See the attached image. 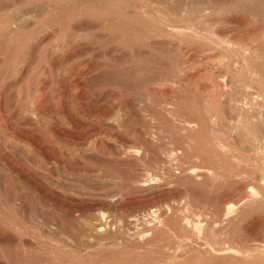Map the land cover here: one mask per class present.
I'll return each instance as SVG.
<instances>
[{
    "label": "bare ground",
    "instance_id": "bare-ground-1",
    "mask_svg": "<svg viewBox=\"0 0 264 264\" xmlns=\"http://www.w3.org/2000/svg\"><path fill=\"white\" fill-rule=\"evenodd\" d=\"M10 1L0 16V264H264V232L250 244L245 229L264 210L260 16L229 0H136L123 20L71 24L50 8L38 20V0ZM47 26L60 38L43 48ZM81 39L97 58L58 72L78 46L89 53ZM237 164L259 184L218 197L242 177ZM168 182L204 191L216 209L195 211L198 195L185 193L192 211L181 217L172 199L183 191ZM134 199L147 201L139 212L119 207Z\"/></svg>",
    "mask_w": 264,
    "mask_h": 264
},
{
    "label": "rangeland",
    "instance_id": "rangeland-1",
    "mask_svg": "<svg viewBox=\"0 0 264 264\" xmlns=\"http://www.w3.org/2000/svg\"><path fill=\"white\" fill-rule=\"evenodd\" d=\"M12 1H16L15 3L16 4H20L21 2H22V4H23V2H24V4H25V1L26 0H12ZM18 1V2H17ZM33 1V0H32ZM34 1H36L37 2V0H34ZM116 1H118V2H116ZM229 1H231V4H236L235 5V7H238L237 9H239V10H244L245 11V15H250V14H247V13H252L251 14V16H256L255 18H259V16H260V19L262 18V20H258L259 22H261L262 23V26L264 27V17H261V12L263 13L264 12V9L263 8H261V7H259V4L263 1V0H259V1H257V0H229ZM232 1H235V2H233L232 3ZM261 1V2H260ZM10 0H0V16L2 15H4L6 12H7V10H8V5L10 4ZM119 2L121 3V4H123L124 3V6H126V7H124L123 5H121V6H123V8H126L125 10H123V8L121 9V7L119 6ZM245 3V4H244ZM250 3V4H249ZM257 3H259L258 4V6H257ZM134 4V5H133ZM136 4V5H135ZM138 4V2L136 1V0H38V20H40L41 21V19H45V18H47L49 15H47V13H48V10H49V8H50V10L51 9H53V12H54V15L56 16L58 13H59V15H58V19L60 20V18H61V16H62V18H64V20H66V21H68L69 20V22H71V24H73V23H75V24H78V23H83V24H88L89 22H91V21H94V20H101V19H106L107 18V20L108 19H113V20H115V19H117V20H119V19H121V20H123V18L125 17V15L127 14V15H133V14H131V13H133V11L135 10V9H137V7L136 6H138L139 7V4ZM228 4L230 5V2H228ZM247 4V5H246ZM116 7H115V6ZM129 5V6H128ZM133 5V6H132ZM257 6V7H259V8H261L260 10H258L259 8H257V7H255L254 8V6ZM45 6V7H44ZM46 6L48 7V8H46ZM115 8H114V7ZM110 7V8H109ZM118 7H120V9H118ZM251 7V8H250ZM41 8V9H40ZM45 8V9H44ZM127 8H128V10H130L131 9V11H127ZM241 8V9H240ZM254 8V9H253ZM43 9V10H42ZM47 9V10H46ZM55 9V10H54ZM121 10V11H118V10ZM132 9H134V10H132ZM139 9V8H138ZM247 9V10H246ZM263 9V10H262ZM41 10V11H40ZM45 10H46V12H45ZM256 10V11H255ZM262 10V11H261ZM3 11V12H2ZM123 11H126V12H123ZM65 12V13H64ZM101 12V13H100ZM247 12V13H246ZM4 13V14H3ZM43 13V14H42ZM46 13V14H45ZM57 13V14H56ZM122 13L124 14V17H123V15H122ZM129 13V14H128ZM49 14V13H48ZM60 14H61V16H60ZM66 14H68V16L70 17V18H68V16L66 15ZM70 14V15H69ZM108 14V15H107ZM44 15H46V17H44ZM122 17H121V16ZM237 15V17H238V15L239 14H236ZM236 15H235V17H236ZM43 16V17H42ZM59 16H60V18H59ZM40 17H42L41 19H40ZM66 17H67V19H66ZM100 17H101V19H100ZM61 18V19H62ZM74 19L76 20V19H78L77 21H74ZM91 19V20H90ZM87 20V21H86ZM40 21H38V22H40ZM249 21V22H248ZM247 21V25L250 23V21L251 20H248ZM77 22V23H76ZM132 23V22H131ZM74 24V25H75ZM133 25V24H132ZM222 26H223V28H224V30L226 31V36H230V34H231V31H229V30H232L231 29V27H234V25H231V24H227V23H225V24H223L222 23ZM48 27V28H47ZM46 28H45V31H47V32H43V34H42V36H44L43 38H42V36H41V38H40V41H41V46L43 47V48H45L46 46H47V48H48V45L51 43H56L59 39L58 38H60L59 37V34H58V36L56 35V37H55V35L54 36H52V28L50 27V26H47ZM47 29H49V30H47ZM49 31V32H48ZM51 31V32H50ZM227 31H229L230 32V34H228V32ZM83 32V31H82ZM85 32V31H84ZM51 35H50V34ZM79 33H80V31H79ZM45 34V35H44ZM228 34V35H227ZM50 35V36H49ZM51 37V38H50ZM47 39V40H46ZM49 39H51V40H49ZM73 40V41H72ZM70 39V43H76L75 42V40L74 39ZM44 41V42H43ZM79 42V41H78ZM80 42H83V44H82V47H84V49H88V51H89V53L88 52H81V50H79V46H78V50H76L75 52L77 53H74L70 58H69V60L68 59H65V60H63V61H61L60 62V65H58L57 66V71L58 72H60V71H62L65 67H66V65H68V66H75V67H79L78 69H80V70H82L83 68H85V64L86 63H88V62H90V60L92 61V60H94L95 58H97V57H93L92 55L93 54H95V53H99V52H101V50H100V48H98V47H94V46H92L90 43L88 44V42H86L85 40H83V39H81L80 40ZM43 43V44H42ZM44 43L46 44V45H44ZM199 43V42H198ZM50 44V45H51ZM49 45V46H50ZM198 45V44H197ZM86 46V47H85ZM94 47V48H93ZM91 52H92V54H91ZM219 51H217L216 53H218ZM80 53V54H79ZM82 53V54H81ZM79 54V55H78ZM85 54V55H84ZM75 55V56H74ZM78 55V56H77ZM43 57V56H42ZM47 58V56L45 55L44 56V58ZM92 57V58H91ZM40 59H41V57H40ZM83 60V62H81ZM80 62V63H79ZM83 65H82V64ZM70 64V65H69ZM79 64V65H78ZM81 64V65H80ZM65 65V66H64ZM68 73V72H67ZM75 75V76H74ZM77 73H72L71 74V77L72 78H76L77 76ZM91 98H93V94L91 93ZM90 98V99H91ZM74 112H75V110H74ZM40 123V125L39 126H43V121H41V122H39ZM94 137H92V138H90L89 139V142L90 143H94ZM109 140H107V142H108ZM165 141H167L168 143H166ZM59 142V141H58ZM89 142H88V144H87V146L88 145H90L89 144ZM111 142V141H110ZM164 142H165V144H167V145H172V143L171 142H173L172 141V138H168V137H166L165 138V140H164ZM61 142H60V144L58 143V145H57V147L58 146H61ZM62 146H63V144H62ZM64 147H65V145H64ZM59 149H61V151L62 152H64L65 151V148H63V147H60ZM256 167V166H255ZM254 168V167H253ZM252 167H251V169H249V167H247L246 168V166L244 167L243 166V164H237L236 166H235V171H236V169H238L239 171H237L236 173H241V174H239V175H241L242 177L240 178V177H237L235 180L233 179L232 181L233 182H231V181H228V185L226 184V182H225V186L224 185H221V187L222 186H224V187H222L223 189H221L219 192H218V197H220V195H222L221 197L223 198V196L224 197H229V196H231L232 194H235V196L233 197V198H235V197H237V199H239V198H241L242 196H244L245 195V193L247 194L248 193V191H249V189H250V187L251 186H257L259 183H258V181H255V180H253L254 178L252 177L251 178V174H249V175H247V178H245L246 176V174H244L243 173V171L244 172H247V174H248V172L249 173H251V170L253 169ZM258 168V167H257ZM257 168H255V169H257ZM259 168H264V167H262V166H259ZM258 168V169H259ZM244 169V170H243ZM247 169V170H246ZM263 170V169H262ZM242 173L244 174V176L242 175ZM238 175V176H239ZM245 179H244V178ZM263 177H264V175L262 176V179H263ZM239 178V179H238ZM240 180V181H239ZM262 181V180H261ZM239 182V183H238ZM260 182V181H259ZM223 183V182H222ZM233 183H234V185H233ZM236 183V184H235ZM258 183V184H257ZM167 184H169V182L167 183ZM166 184V185H167ZM219 184V183H218ZM217 184V185H218ZM231 184V185H230ZM241 184H243V185H241ZM257 184V185H256ZM121 185H122V187H121ZM169 185H171V186H168V188H170V189H172V188H174L175 187V185H177V187H175L177 190L179 189L182 193H181V195H179L180 194V192H179V190L178 191H176L175 190V188H174V191L175 192H179V197H174L173 199H172V201L174 200V202L175 203H177L178 201H179V203H182V204H186V202L188 201V195H189V197L191 198H193V196L195 197V195H193V194H195L196 192H192V195L191 194H188V192H190L188 189H186V188H188L186 185H184V184H179V183H174L173 184V182H170V184ZM172 185H174V186H172ZM219 185V186H220ZM110 186V185H109ZM108 186V187H109ZM184 186L186 187V188H184ZM235 186H236V188H235ZM254 186V187H255ZM123 187H124V185H123V183L122 184H120V187H119V190H123ZM167 187V186H166ZM172 187V188H171ZM242 187V188H241ZM239 189V190H238ZM240 189H242V190H240ZM125 190V189H124ZM185 190L187 191V192H185ZM239 191V192H238ZM121 192H125V191H121ZM204 191H201V193L200 194H197L198 195V197H195V198H197V200L195 201L196 202V207L195 208H193L195 211L197 210V211H199L200 209L199 208H202L201 209V211H204L205 209L207 210H205L204 212H206V214H211L215 209H216V207L217 206H215L216 205V203L214 202V203H212L213 201H212V199H210V198H206L207 196H204V193H203ZM185 193H187V194H185ZM191 193V192H190ZM241 195H240V194ZM243 193V194H242ZM210 194V193H209ZM214 194V193H213ZM229 194H231V195H229ZM239 195V196H236V195ZM196 195V196H197ZM177 196V195H176ZM202 196H204V197H202ZM239 197V198H238ZM175 198H177V199H175ZM231 199V201L232 202H235V200H237L236 198H235V200L234 199ZM194 199V198H193ZM211 200V202H206V200ZM154 200H158L157 198L156 199H154ZM187 200V201H186ZM192 199H190L187 203H189L190 201H191ZM166 201H168V203L169 202H172L171 200H170V198H169V200L167 199V200H165L164 202H166ZM193 201V200H192ZM202 201H203V203L204 202H206L205 203V205L202 203ZM230 201V200H229ZM147 203V201L145 200V199H134V201L133 200H130V201H128V202H125V203H121L120 205H119V207L122 209V210H124L125 212L126 211H128V213H130V214H135V213H137V212H139L140 210L139 209H143V205H145L146 203ZM194 202V203H195ZM140 203V204H139ZM142 203V204H141ZM208 203L210 204V205H212V207L214 208H212L213 209V211L211 212V206H209L208 205ZM163 204V203H162ZM182 204L180 205V206H182ZM197 204H199V205H197ZM214 204V205H213ZM182 206V207H180V211L182 212H179L178 211V213H179V215H180V213L182 214L181 215V217H183V212H184V210H183V208L184 207H186V205L185 206ZM188 205V204H187ZM202 206V207H201ZM199 207V208H198ZM204 207V208H203ZM210 208V209H209ZM190 209V208H189ZM187 207H186V211L188 210L189 212H191L192 210L190 209L189 210ZM183 210V211H182ZM185 211V212H186ZM186 212V214L187 213H189V212ZM132 212V213H131ZM184 212V213H185ZM193 213V212H192ZM262 215V216H261ZM264 210L263 211H261V212H259V213H257L254 217H252L249 221H247V222H249V223H247V224H245L246 225V227H245V229H246V231H247V233L250 235V238L248 239V237H246V239H247V241H248V243H250V244H253V243H255V242H257L258 240H253L252 241V239L256 236H258L259 234H260V231H261V233H263L264 232ZM260 219V220H259ZM250 224V225H249ZM257 224V225H256ZM260 225V226H259ZM239 227H240V225H238V227H236V234L238 235V236H240V239L243 237L240 233V230H238L239 229ZM254 227V228H253ZM258 231V232H257ZM263 231V232H262ZM166 232V233H165ZM165 232H163L164 234H163V238H164V240L166 239V240H171V238H172V236L171 235H169V234H171V231L169 232V231H165ZM255 235V236H254ZM168 236V237H167ZM169 236L171 237V238H169ZM222 236V235H221ZM242 236V237H241ZM255 237V238H256ZM221 239H222V237H220ZM244 238V237H243ZM243 238H242V240H243ZM172 239H174V243H175V241L177 240V238H172ZM245 239V238H244ZM251 240V241H250ZM246 241V240H245ZM228 242L226 241L225 242V244H227ZM129 246H127V248L126 249H122L123 251H133V247H129ZM155 247H156V245H155ZM155 247H153L154 249L153 250H155V251H153L152 250V253L151 254H153V253H155V254H158L157 252H158V250H156L155 249ZM201 247V246H200ZM200 247H198L200 250H199V252L201 251L202 253H203V250L202 249H204L203 247L202 248H200ZM131 248V249H130ZM138 250V249H137ZM137 250H135V251H133V253H135ZM179 249H177V251L176 252H174V258H181V257H183V253L181 252V250L180 251H178ZM157 251V252H156ZM180 252L182 253V254H180ZM128 254V253H127ZM179 254V256H177ZM172 255V256H173ZM51 256V255H50ZM50 256H47V258H49L48 259V261L49 262H51L52 264H56L57 263V261L56 260H54V257L52 256L51 257V259H50ZM155 256V255H154ZM157 256V255H156ZM173 258V257H172Z\"/></svg>",
    "mask_w": 264,
    "mask_h": 264
}]
</instances>
